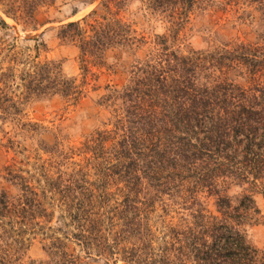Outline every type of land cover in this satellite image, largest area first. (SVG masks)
Segmentation results:
<instances>
[{"label":"trees","instance_id":"obj_1","mask_svg":"<svg viewBox=\"0 0 264 264\" xmlns=\"http://www.w3.org/2000/svg\"><path fill=\"white\" fill-rule=\"evenodd\" d=\"M128 1L102 0L104 16L93 11L61 27V39L80 50V84L37 61L45 46L38 37L32 38L34 56L30 49L13 51V61L25 57L19 72L26 92L75 103L87 97L88 76L105 67L107 51H136L147 42L121 15ZM54 2L0 0V30L16 27L7 18L36 31L38 8ZM144 3L168 25L167 33L155 36L122 89L107 88L101 99L114 116L85 143L83 164L73 162L76 170L62 175L42 166L39 176L16 164L4 168L17 193L0 191V264H264V251L245 231L260 214L252 190L264 197V0L228 2L237 25L255 38L188 53L176 46L179 36L194 9L214 0ZM11 44L0 40V57L12 52ZM6 77H0L5 86ZM21 112L0 99L1 122L41 135ZM231 187L242 191L232 196ZM206 198L215 199V213ZM37 242L45 261L28 259Z\"/></svg>","mask_w":264,"mask_h":264},{"label":"rangeland","instance_id":"obj_2","mask_svg":"<svg viewBox=\"0 0 264 264\" xmlns=\"http://www.w3.org/2000/svg\"><path fill=\"white\" fill-rule=\"evenodd\" d=\"M144 2L145 0H129L121 15L133 24L138 38L144 37L147 42L136 51L124 47H114L107 51L105 67L92 69V74L88 76V82H91L88 95L79 103L59 95L27 93L25 88L27 82L20 79L19 72L25 63V57L21 54L18 56L19 59L13 61L12 53L22 51L28 54L27 49H30L31 56H34L33 48L36 42L32 38L38 37L45 46L37 61L58 66L67 77L77 79V83L80 84L83 77L80 50L71 41L61 39V27L69 22L81 20L93 11H98L99 16H104L102 0H55L53 5H42L35 13L38 21L36 31H24L22 26L5 17L9 24L16 27L8 31L0 30V40L8 41L12 43L11 45L16 44V47L10 49L11 53L5 52L0 57V77L3 73L8 75L3 79L7 86L2 85L0 79L2 90L0 99L6 98L7 105L16 104L22 111L18 117L24 122L38 125L41 128L39 130L41 135L32 133L25 135L12 124L0 121V191L17 193L16 188L4 179L3 170L8 165L16 164L18 169L28 170L31 174L39 176L41 166L51 169V173L55 175H62L76 170L73 162L83 164L81 163L83 155L80 153L83 152L85 143L97 131L108 129V124L114 116L112 110L102 103L101 98L108 93L107 88L122 89L134 65L146 59L152 51L155 36L167 33L168 25L160 22L156 15L150 14ZM228 2L229 0H214L209 8L203 6L194 9L176 46L183 53H188L192 50H212L237 38H255L256 33L247 29L242 30L237 25L235 9H232ZM0 15L4 16L1 11ZM238 82L244 84L241 79H238ZM95 86L96 90H93ZM9 138L16 141L13 148L10 147ZM58 146L61 148L60 151L58 149L50 153L42 150ZM67 155L69 159L65 158ZM241 191L242 189L238 187H231L229 193L234 196ZM252 191L255 193L260 214L256 221L245 229L246 239L253 247L264 251V197L257 193L259 190ZM204 202L208 211L215 213V199L206 198ZM27 256L30 260L47 259L42 245L38 242L32 245ZM84 264L107 263L102 259H85Z\"/></svg>","mask_w":264,"mask_h":264}]
</instances>
